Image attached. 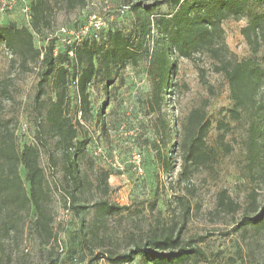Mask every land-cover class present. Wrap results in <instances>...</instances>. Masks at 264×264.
<instances>
[{"label": "rangeland", "instance_id": "1", "mask_svg": "<svg viewBox=\"0 0 264 264\" xmlns=\"http://www.w3.org/2000/svg\"><path fill=\"white\" fill-rule=\"evenodd\" d=\"M26 1L15 0L10 9L7 5L4 11L0 10V26L29 28L30 17L23 11ZM142 1L152 3L155 0ZM2 4L0 0V9ZM121 4V0H89L82 9L56 11L50 28L33 33L34 46L43 50L46 37L51 33L85 21L90 13L105 18L110 29L127 32L131 16L118 14ZM251 4L253 12H264V2ZM158 11L166 13L171 9L162 5ZM246 22L247 18L243 17L222 23L224 41L237 60L251 55L240 32ZM15 60L0 44V126L8 125L18 146L35 145L36 129L39 124L43 125L41 116L44 114V109L39 112L34 104L38 66L29 64L25 70ZM175 61V86L167 91L161 111L168 131L148 113L150 87L143 63L137 67L128 65L119 71L115 83L107 91L98 83L89 87L92 117L102 109L104 127H95L92 119H78L75 114L82 126L78 128L79 133L89 140L86 154L79 162L84 184L74 193L77 205L85 207L79 217L66 212L72 209L65 198L68 187L63 179L61 153L55 145L56 140L49 137L43 127L47 147L40 148L39 162L51 197L53 227L59 237L56 264H112L105 253L126 252L132 245L131 237L142 236L152 227L167 225L178 229L182 223L181 199L189 205L182 238L196 243L205 252L207 264H221L227 257H237L239 251L244 264H264V232L253 237L252 232L235 231V223L244 212L253 216L264 210V175L259 176L260 164L250 162L249 122L245 116L240 120L230 118L232 102L227 85L221 75L212 72L206 55L195 54L192 60ZM44 90L40 98L42 103L54 97L50 85ZM262 92L264 95V90ZM203 104L207 105L206 113L211 123L205 144L215 151L216 160L209 167L191 169L190 173L187 171L179 177L181 125L191 109ZM69 112L74 117V109ZM221 123L226 128L219 129ZM155 125L160 129L162 140L169 136V143L164 145L156 136ZM221 141L227 145V150ZM135 152L141 155L139 167L132 161ZM158 154L167 161L165 166L157 159ZM101 171L108 172L109 177L99 190L95 179ZM20 173L23 174L22 169ZM222 190L240 206L236 213L218 211L217 195ZM100 199L127 206L128 210L99 223L92 205ZM253 200L255 213L251 212ZM21 249L29 255L31 264H47L48 248L38 245L30 220L24 228ZM131 264H140L139 258Z\"/></svg>", "mask_w": 264, "mask_h": 264}, {"label": "trees", "instance_id": "2", "mask_svg": "<svg viewBox=\"0 0 264 264\" xmlns=\"http://www.w3.org/2000/svg\"><path fill=\"white\" fill-rule=\"evenodd\" d=\"M88 1L27 0L29 28L0 26V44L16 58L15 63L25 70L29 64L38 66L34 104L39 112L44 109L43 125L39 124L36 129L35 145L18 146L8 125L0 126V264H31L29 255L21 249L28 220L38 245L48 248L47 264H56L59 237L53 227L51 197L39 162L40 148L47 147L43 127L47 135L56 140L55 145L61 153L63 179L68 187L65 198L72 209L69 211L68 208L66 212L79 217L85 207L77 205L74 193L84 184L79 162L86 154L89 140L85 134L79 133L78 128L82 129V126L75 114L80 112L83 120L92 119L95 127L103 128V110H97L92 117L89 87L98 83L107 91L115 83L119 71L128 65L137 67L143 63L150 87L148 113L155 116V121H160L164 131H168V123L161 111L167 91L175 86V60H192L195 54L206 55L212 72L221 75L227 85L232 102L230 118L240 120L245 116L249 122L250 162L260 164L259 176L264 175V12L256 13L250 8L251 3H263L264 0H155L152 3L121 0L120 6H127L128 10L118 14L131 16L127 32L106 25L98 39L89 35L70 44L63 43L62 36L51 33L46 37L43 50L36 49L33 33L50 28L56 11L82 9ZM162 5L171 11L160 13L158 9ZM243 17L247 22L240 32L251 55L237 60L224 41L222 23L230 18L238 20ZM84 22H76L70 27H80ZM46 85H50L54 97L42 103L40 98ZM206 106L191 109L181 125L178 147L182 168L179 177L187 171L190 173L191 169L209 167L216 160L215 151L205 144L211 126ZM71 108L74 117L70 115ZM218 128H226V125L221 123ZM154 132L164 145L169 143V136L162 140L156 125ZM223 146L227 150V145ZM156 157L164 166L167 164L163 155ZM108 177V172L101 171L95 179V186L101 190ZM179 204L182 223L178 229L167 225L152 227L142 236L131 237L133 242L126 252L108 251L104 256L112 264H131L136 258L140 264L209 263L207 255L196 243L182 238L181 230L189 214V205L183 199ZM254 205L255 200L251 205L252 213L256 212ZM216 206L218 211L227 214L240 209L224 190L218 193ZM92 208L99 223L128 210L127 206L104 199L96 201ZM235 231L241 234L252 232L253 237H258L264 232V210L253 216L244 212L235 223ZM236 256L225 258L221 264H244L241 251Z\"/></svg>", "mask_w": 264, "mask_h": 264}, {"label": "built area", "instance_id": "3", "mask_svg": "<svg viewBox=\"0 0 264 264\" xmlns=\"http://www.w3.org/2000/svg\"><path fill=\"white\" fill-rule=\"evenodd\" d=\"M15 3V0H3V4L0 10L4 11L6 8L11 7L12 4ZM5 8V6H7ZM118 12L123 14L128 10L127 6H119L118 7ZM23 11L24 13L30 17L29 13V7L27 2L23 3ZM106 27V21L105 18L99 16L98 14L95 13H90L87 15L85 22L83 25L77 28L73 27H63L59 29L58 31H55L53 35L55 36H62L63 43L65 44H70L74 42H79L82 38L91 35L94 39H98L101 31L105 29ZM70 56L73 55L72 52L69 53ZM77 118H81L80 112L77 113ZM132 161L134 165L138 166L140 165L141 162V155L139 152H135L132 154Z\"/></svg>", "mask_w": 264, "mask_h": 264}]
</instances>
